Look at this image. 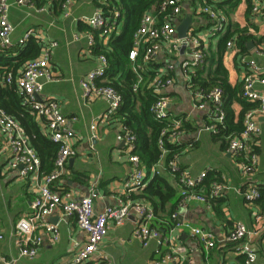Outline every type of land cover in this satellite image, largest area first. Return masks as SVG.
Returning a JSON list of instances; mask_svg holds the SVG:
<instances>
[{
  "label": "crops",
  "instance_id": "1",
  "mask_svg": "<svg viewBox=\"0 0 264 264\" xmlns=\"http://www.w3.org/2000/svg\"><path fill=\"white\" fill-rule=\"evenodd\" d=\"M31 3L32 5L29 1L26 5L12 6L9 9L8 18L15 27L11 41L16 44L27 29L35 28L47 39L57 43L51 49L49 60L54 79L43 80V89L39 95L40 98L56 100L60 111L68 119L67 127L75 137L73 147L76 149V154L68 158L63 175L51 187L56 191H69L74 198L95 191L96 197L93 205L96 212H101L108 206L117 205L119 198L137 199L135 196L143 191L149 179L155 174L151 173V170L147 172L140 161L145 170L146 184L141 191L130 192L128 195L125 193L123 185L129 175L131 164L128 161L129 152L126 150V145L116 139L114 127L118 123L116 121L119 120L115 117L109 121L101 120L108 108V101L105 98L86 99L82 95L81 82L90 70L96 68L98 55L101 54L94 53L93 47L97 42L103 46L108 45L110 37L104 41L99 37V32L93 30L81 18L92 15L99 7L103 8L108 5V1L100 4L99 0H71L66 6L62 3L59 8L46 4V11L42 12L36 11V5L33 1ZM222 4L220 6L228 17L229 26L225 33L207 39V51L202 65L206 64L208 56L216 55L218 43L222 37H226L225 42L229 38L237 40L236 35L245 30L246 35H251L246 42V55L254 58L264 67V55H257L254 52L256 40L260 42L264 39V9L261 14L254 15L250 10V0L249 4L247 0H240L238 6L229 12L227 11L228 4ZM193 5L192 1L186 5L182 20L186 14H190L191 25L195 29H205L206 23L201 17L195 15L192 10ZM113 9H108V11ZM123 24L124 16L121 15L112 33L119 34ZM88 35L94 36L92 43L89 42ZM249 43H252L250 47ZM180 51L183 52L182 48ZM170 57L171 55L166 51H161L156 62L159 64L161 62L172 63L174 66L171 72L173 83L166 87L162 94L168 101L170 118L179 119L183 128L178 143L180 149L177 161L181 168L191 176L207 171L206 177L211 175L219 178L226 188L213 202L190 201L186 203L180 215L182 221L209 230L215 238L213 247L206 248L186 229L170 228L162 233L184 244L187 248V255L194 264H244L243 256L233 250L234 245L222 240L237 221L243 222L248 229L256 228L252 214L254 207L246 204L242 192L246 189L248 182L264 188V117L257 115L261 132L254 138L253 146L258 153V164L253 175L248 178L241 174L236 165V158L227 151V139L223 141L203 128L207 124L209 109L194 107L192 93L187 88L179 67V60L184 57V54L178 58ZM222 62L227 69L230 84H241L244 67L239 63L238 56L233 51L228 52L225 45ZM103 77L99 78L98 82L103 83ZM232 108L235 119H237L242 105L234 101ZM34 118L42 131L40 121L35 115ZM92 124L95 125L94 129L90 128ZM3 144L4 137L0 132V233L3 236L0 240V257L8 259L17 255V235L13 233V229L16 221L30 211V204L35 196V181L32 175L21 177L19 169L9 167L10 151L2 149ZM202 147L213 151V154L200 153ZM165 160L166 155L160 163L163 164ZM49 172L41 169L40 162V175ZM160 173L168 178L180 194V185L175 182L169 170L161 168L157 174ZM207 186L208 184L204 183L203 188L206 190ZM47 219L48 222L57 223L59 239L52 242L49 236L45 235L34 258L21 257L16 264H66L72 257L71 243L84 241V233L78 227L74 217L62 216L55 212ZM155 219L156 215L150 222L151 226ZM137 221L135 213L130 212L122 225L110 222L107 234L102 239L96 254L85 264H153L155 260H160L167 245L159 246L155 240H151L147 246H143L134 235ZM37 233L43 234L41 231ZM261 234L262 232H258L249 237L256 253L253 264H264V239Z\"/></svg>",
  "mask_w": 264,
  "mask_h": 264
},
{
  "label": "built area",
  "instance_id": "2",
  "mask_svg": "<svg viewBox=\"0 0 264 264\" xmlns=\"http://www.w3.org/2000/svg\"><path fill=\"white\" fill-rule=\"evenodd\" d=\"M29 1L32 5V0H0L1 46L6 47L13 44L11 35L15 27L8 18L9 9L12 6L26 5ZM99 1L101 4L108 0ZM191 1L194 3L192 10L195 15L205 21L206 27L205 29H195L191 25L192 27L190 26L187 30L185 37L179 38L176 27L183 18L186 5ZM224 1L160 0L158 4L152 6L151 10L143 12L140 16L139 23L133 33L132 48L128 53V58L132 62H135L137 57L141 55L143 63L156 60L161 51L170 54V58H178L184 54V57L179 60L180 70L187 88L192 93L194 107L209 109L207 124L203 128L212 134H217L219 127L224 126L223 91L219 86L209 90L198 87L194 82V76L198 67L205 60L207 39L225 33L228 29V17L220 6ZM70 2L71 0H65L63 6ZM250 3V10L254 15L262 13L264 0H250ZM45 5L36 6V11H46ZM120 16L121 14L117 9L104 12L103 8L99 7L92 15L83 16L81 19L93 30H97L99 37L105 41L116 29ZM31 37L40 44V53L25 61L22 70L15 78V82L24 101L30 104L31 111L40 121L42 132L58 145V151L52 170L40 175V158L29 143L24 128L13 116L0 107V132L4 137L2 149L10 151L9 167L19 169L21 177L32 175L35 181V196L30 204V211L16 221L13 229V233L17 235V255L8 259L0 257L1 264H16L21 257L34 258L45 235H48L52 242L57 241L59 239L58 225L48 222L47 219L55 212L62 216L74 217L85 237L83 242L73 241L71 243L72 257L66 264H85L92 259L102 239L107 234L109 223L122 225L129 217L130 212L135 213L138 218L134 235L143 246H147L151 240H155L159 246L167 245V249L160 256V260H155L153 264L166 262L194 264L192 259L188 257L187 248L184 244L172 239L170 235H163L158 228L150 225L155 215L147 201L131 197L119 198L117 205L108 206L103 211L96 212L93 205L96 197L95 191L74 198L69 191H56L51 187L63 175L68 158L76 154V149L73 147L75 137L67 127L68 119L60 111L56 100L37 97V94H40L43 89L44 81L54 79L49 60L51 49L57 43L47 39L38 29L30 28L19 37L16 44L23 45ZM88 40L92 43L94 36L88 35ZM235 43V39L229 38L225 42V48L228 52L233 51L238 56L239 63L244 67L241 76V96L249 101H256L257 106L245 111L241 131L228 136L227 151L236 158V165L241 174L250 178L258 164V153L253 146L254 138L261 132L257 115L264 117V67L254 58L242 53ZM254 52L257 55H264V39L260 42L256 40ZM136 67H140V65ZM106 68L107 59L105 55L99 54L96 68L90 70L81 82L83 98L103 97L108 101V108L101 118L102 121L112 120L121 104V96L112 86L98 82V79L104 76ZM173 68L172 63L161 62L150 82L157 93L156 99L150 106L153 118L159 122L170 121L159 132L157 142L161 149V156L152 166L151 173L157 174L161 168L167 169L174 177H177V182L180 185L181 200L178 209L170 215V218L174 220L171 228L186 229L191 236L197 237L206 248H210L215 245L214 235L205 228L182 221L180 215L185 209L186 203L190 201L207 203L210 198L221 196L226 185L223 182H213L207 195L202 191L207 171L191 176L185 169H180L176 154L165 160V164L160 163L161 159L171 151L167 145H177L183 132L180 120L170 118L168 101L162 94V91L173 83L171 75ZM12 80V72H7L4 85L10 84ZM115 126L116 139L122 141L129 152L128 161L131 168L123 185L125 193L128 195L130 192L143 189L146 184L145 170L138 155L133 152L136 139L134 132L122 122H118ZM94 127V124L90 126L91 129ZM242 195L246 204L254 207L252 214L256 228L248 229L243 222L237 221L222 241L234 245L233 250L243 256L244 264H253L256 253L249 237L262 232V239H264V199L258 202L261 198L260 187L249 182ZM38 231L43 232L44 235L37 233ZM2 238L0 233V240Z\"/></svg>",
  "mask_w": 264,
  "mask_h": 264
},
{
  "label": "trees",
  "instance_id": "3",
  "mask_svg": "<svg viewBox=\"0 0 264 264\" xmlns=\"http://www.w3.org/2000/svg\"><path fill=\"white\" fill-rule=\"evenodd\" d=\"M36 6L48 4L50 7L59 8L65 0H32ZM248 4H249V0ZM160 0H108V5L103 6V11L114 8L124 16V24L119 34L112 33L108 45L103 46L97 42L94 45V53L103 54L107 59V69L104 75V82L112 86L121 96V104L117 109L115 118L130 129L135 134V147L133 152L138 155L144 168L149 172L152 166L159 160L161 149L158 146V136L160 130L170 121L159 122L153 118L150 106L157 97V93L150 84L153 76L157 72L160 64L156 60L143 63L141 55L135 62L128 58L129 50L133 44V33L138 25V21L143 12L148 10ZM240 0H225L229 9L233 10L238 6ZM245 30L237 36L236 44L240 51L246 54V42L251 35H246ZM225 36L219 40L216 55L208 56L206 64L198 68L194 82L204 90L219 86L222 91V108L224 110V126L219 127V132L214 134L223 141L229 135L239 132L242 129V119L244 112L257 106L256 101H249L241 96V84L231 85L228 79V72L222 62V54L225 45ZM40 52V44L33 38H29L25 44H12L10 46L0 45V107L13 116L24 128L30 144L40 158L41 169L49 172L53 165L58 151V145L41 131L36 122L31 106L24 101L23 95L19 93L15 78L22 70L25 61L36 57ZM140 65V67H136ZM7 72H12L13 80L10 84L4 85V78ZM234 101L242 105L237 119L232 108ZM116 121V122H119ZM171 150L166 154V160L178 155L180 145H167ZM180 166V165H179ZM180 169L181 168L180 166ZM177 183V177H174ZM210 181V182H209ZM221 182L219 178L207 176L203 181L207 189L202 191L208 195L213 182ZM178 184V183H177ZM261 197L258 202L264 199V188H260ZM137 199L148 201L156 215L152 226L161 232L169 230L174 223L170 218L172 212L178 209L181 194L170 183L163 174L153 175L143 191L135 196ZM218 198V197H217ZM217 198H210L208 202H213Z\"/></svg>",
  "mask_w": 264,
  "mask_h": 264
},
{
  "label": "water",
  "instance_id": "4",
  "mask_svg": "<svg viewBox=\"0 0 264 264\" xmlns=\"http://www.w3.org/2000/svg\"><path fill=\"white\" fill-rule=\"evenodd\" d=\"M192 19L190 14H186V16L184 17V19L181 21L180 24L177 25V35L179 38H183L186 35L187 30L189 29L190 25H191ZM252 45V43H249L248 46L250 47ZM37 97L40 98V95L37 94Z\"/></svg>",
  "mask_w": 264,
  "mask_h": 264
},
{
  "label": "rangeland",
  "instance_id": "5",
  "mask_svg": "<svg viewBox=\"0 0 264 264\" xmlns=\"http://www.w3.org/2000/svg\"><path fill=\"white\" fill-rule=\"evenodd\" d=\"M204 152H205V155H206V152H208L209 154H211L213 151L206 149V147H202V150H201L200 153H204ZM212 154H213V153H212ZM205 155H204V157H205ZM263 254H264V253H263Z\"/></svg>",
  "mask_w": 264,
  "mask_h": 264
}]
</instances>
